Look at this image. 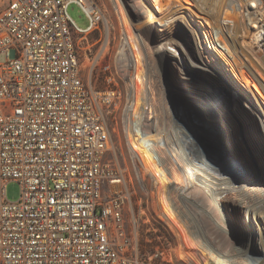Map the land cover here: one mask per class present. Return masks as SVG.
<instances>
[{
	"label": "built area",
	"instance_id": "2783aa9c",
	"mask_svg": "<svg viewBox=\"0 0 264 264\" xmlns=\"http://www.w3.org/2000/svg\"><path fill=\"white\" fill-rule=\"evenodd\" d=\"M124 1L140 20L142 3L154 9ZM161 1L169 24L142 33L153 57L181 60L191 78H231L264 103V0ZM72 2L86 27L69 16ZM111 27L100 0H0V264H179L155 227L142 235L148 190L131 147L135 139L158 165V99L169 93L141 57L139 32L140 44L120 34L114 47ZM148 31L159 42L149 45ZM168 37L175 55L158 49ZM115 131L125 137L123 164ZM11 180L16 200L6 196Z\"/></svg>",
	"mask_w": 264,
	"mask_h": 264
},
{
	"label": "rangeland",
	"instance_id": "374dc122",
	"mask_svg": "<svg viewBox=\"0 0 264 264\" xmlns=\"http://www.w3.org/2000/svg\"><path fill=\"white\" fill-rule=\"evenodd\" d=\"M100 1L106 4L108 17L113 25L111 32L115 35L114 47L119 42L120 34L123 36L128 35L130 40H136L140 44L141 40L136 34L138 30L136 31L134 24L141 17L137 14L131 15L133 9L127 7V1L117 0V4H114V6L111 5L109 0ZM148 1L157 10L154 0ZM164 1L168 2L169 0ZM67 12L77 26L84 28L88 25L85 13L76 3H69ZM139 33L141 32L139 31ZM144 33L146 34L147 31ZM146 37L149 45L159 42V40L153 38L151 31H148ZM134 46H136L135 42ZM140 46L142 50L140 52L141 57L147 62L149 59L147 52L143 49L142 44ZM130 50V57L136 58V51L133 48H130ZM140 53L137 57L140 56ZM182 58H186L183 53ZM3 59V54H0V61ZM152 59L154 67H151V69L155 70L159 85L164 87V91L167 89L175 100H184V104H188L189 115L197 117L202 126L200 127L201 131L204 132V134H201L209 139H207V145L215 149L220 157L222 156L225 164L231 162L230 167L233 166V168L243 171L245 175L250 176L256 182L264 184V131L260 117L257 115V110L259 111L261 106L264 108V103L260 99L255 100L245 87H238L231 78L228 82H223L210 77L205 71L200 73L204 78H199L197 72H193L194 77L191 78L186 74L188 70L185 71L182 68L183 62L181 60H178V64L173 63L169 57L166 59L161 58L159 61L156 57H153V54ZM160 63L162 66H160ZM139 66V63H137V67ZM233 78L236 79L234 75ZM195 112L198 115H195ZM210 131L213 134H210ZM114 134V149L120 163L123 164L127 156L125 137L117 131ZM111 156L112 153L108 155V157ZM138 156L141 159L142 169L146 174L145 185L148 190L146 213L149 220H145L141 225L142 235L152 237L154 235L152 229L155 227L157 231H160L159 227L164 232L160 231L165 236H163L165 243L171 246L170 253L175 262L179 264H213L209 254L205 253L202 246L198 244V242L207 243L201 230L191 226L190 221L183 217L182 211L175 208L176 204L169 205L168 199H172L175 195L173 186L166 182L167 179L164 175L157 174L158 167L156 164L149 161L148 158L143 159L139 153ZM149 175H152V177ZM19 194L20 187L18 183L12 180L8 181L6 184L7 198L16 200ZM184 198L188 199L189 196L185 195ZM222 207L231 222L229 224L231 225L230 231H226L225 235L216 230L214 233V228L209 225L210 235L214 238H207L210 241L207 244L211 245V248L214 245H218V248L219 246L225 247L224 249L229 251L231 257L237 255L234 254L233 248L241 247L246 252L237 256H246V258L257 264H264V250L259 244L262 236L264 240V218L257 216L247 219L245 213L235 208L234 205L232 206L231 203H226ZM192 208L189 209L191 212H197L198 207L193 206ZM161 213L164 217H160ZM142 216L145 217L144 214ZM196 259L199 263L196 262Z\"/></svg>",
	"mask_w": 264,
	"mask_h": 264
},
{
	"label": "bare ground",
	"instance_id": "6f19581e",
	"mask_svg": "<svg viewBox=\"0 0 264 264\" xmlns=\"http://www.w3.org/2000/svg\"><path fill=\"white\" fill-rule=\"evenodd\" d=\"M136 1L134 2L136 5L138 2H143L142 0ZM154 1L159 12L156 13L150 6L142 3L140 11L144 14L145 19L134 24L136 30L141 32L139 34L142 36L144 48L147 49V57L149 58L147 62L150 67L154 63L151 48L149 49L146 45L142 35L147 31L145 25L152 23L169 24L167 15H164L162 8L164 3L161 0ZM134 3L130 4L134 5ZM172 44L178 45L173 38L168 37L158 49L161 48L170 55H175V46ZM192 64L194 65V63ZM234 75L243 78L242 73L240 74V71H236V69ZM250 90L254 91L252 88ZM160 93L158 105L161 107V112L165 111L167 114H160L158 118L160 122L157 124L155 133H153L157 141V174L164 175L167 179L166 182L173 186L174 198L180 199L184 194L189 196L188 199L184 198V204L178 206L183 217L190 221L192 227L201 230L207 243L210 242L207 238H214L210 235L209 225L214 228V233L216 230L223 235L231 228L229 217L222 207L226 203H231L232 206L240 209L245 213L247 219L257 216L264 218V184L256 182L250 176L245 175L243 171L233 168V166L230 167L231 162L225 164L222 156L220 157L215 149L207 145L208 138L202 135L204 132L201 131L200 127L202 126L197 117L189 115V106L174 104L168 100L165 92L164 94H162L163 92ZM195 115L198 114L195 112ZM257 115L260 117L264 131V108L262 106L259 111L257 110ZM210 134L213 133L210 131ZM135 142L133 139L131 147L136 150L137 154L139 153L140 157L147 158ZM193 206L198 207L197 212L189 210L193 209ZM232 220L234 219L232 218ZM262 238H260L259 244L264 250ZM207 243L198 242L205 253L209 254L213 264H257L246 256H237L246 252L241 247H234L233 252L237 255L231 257L229 251L224 249L225 247L219 246L218 248V245L213 244L214 247L211 248V245L209 246Z\"/></svg>",
	"mask_w": 264,
	"mask_h": 264
},
{
	"label": "water",
	"instance_id": "95a60500",
	"mask_svg": "<svg viewBox=\"0 0 264 264\" xmlns=\"http://www.w3.org/2000/svg\"><path fill=\"white\" fill-rule=\"evenodd\" d=\"M168 96H169V100H170L171 102H173L174 104H178V105H180V106H181L182 104L185 105V104H184V102H185L184 100H181V101H177V100H175L174 97L171 95V93H169ZM188 103H189V102H188ZM187 105H188V104H187Z\"/></svg>",
	"mask_w": 264,
	"mask_h": 264
},
{
	"label": "trees",
	"instance_id": "16d2710c",
	"mask_svg": "<svg viewBox=\"0 0 264 264\" xmlns=\"http://www.w3.org/2000/svg\"><path fill=\"white\" fill-rule=\"evenodd\" d=\"M158 229L162 232V230L158 227ZM162 233H164V232H162Z\"/></svg>",
	"mask_w": 264,
	"mask_h": 264
}]
</instances>
